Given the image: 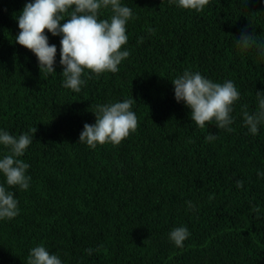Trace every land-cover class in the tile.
Segmentation results:
<instances>
[{
  "label": "trees",
  "instance_id": "16d2710c",
  "mask_svg": "<svg viewBox=\"0 0 264 264\" xmlns=\"http://www.w3.org/2000/svg\"><path fill=\"white\" fill-rule=\"evenodd\" d=\"M27 2L0 0V128L32 136L21 157L30 188L10 189L20 212L0 221V264H27L39 244L64 264H264V127L252 136L242 124L264 90V59L235 47L242 31L264 41V0H211L202 12L123 0L130 55L116 73L85 74L79 93L62 87L59 36L45 29L57 45L54 74L15 42ZM186 69L234 82L232 133L196 127L175 100L171 79ZM124 99L134 100L135 132L116 146L79 142L96 105ZM210 133L217 139L206 142ZM177 226L191 233L183 248L168 239Z\"/></svg>",
  "mask_w": 264,
  "mask_h": 264
},
{
  "label": "clouds",
  "instance_id": "9594fccd",
  "mask_svg": "<svg viewBox=\"0 0 264 264\" xmlns=\"http://www.w3.org/2000/svg\"><path fill=\"white\" fill-rule=\"evenodd\" d=\"M211 0H168V4L179 9L202 12ZM110 10L108 18H101L104 11ZM67 17V18H66ZM133 17L132 9L123 0H28L16 15L19 33L15 42L26 47L36 56L41 72L57 73V45L49 43V36H59V65L63 71L62 87L79 93L86 80L92 75L119 71V65L130 52L125 47L128 41L127 24ZM61 21H64L61 23ZM138 38V43L144 42ZM235 47L241 54L255 50L264 59V41H257L253 35L242 31L235 40ZM174 85V98L190 109L191 121L196 127L205 128L206 122L218 129L232 133L235 117L234 104L240 93L231 80L215 82L198 71L186 69L171 79ZM133 99L96 105L94 124L85 123L79 142L95 149L98 145H119L138 126L137 116L132 110ZM242 124L248 134L256 136L264 127V90L256 92V110L242 112ZM217 139L210 133L206 142ZM32 143V136L25 132L18 136L0 128V221L12 220L19 215V201L12 188L26 191L30 188V165L23 157ZM258 178L264 180V170H257ZM238 189L244 188L242 180L236 181ZM189 211H196L192 201H186ZM259 211V209H257ZM191 235L186 226L174 227L168 239L177 247L183 248L184 241ZM89 255L93 249H87ZM27 264H64L61 257L39 244L29 250Z\"/></svg>",
  "mask_w": 264,
  "mask_h": 264
}]
</instances>
